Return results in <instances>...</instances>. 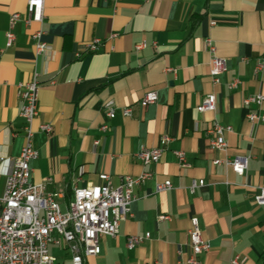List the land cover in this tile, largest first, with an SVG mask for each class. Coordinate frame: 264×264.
<instances>
[{
    "label": "crops",
    "instance_id": "obj_1",
    "mask_svg": "<svg viewBox=\"0 0 264 264\" xmlns=\"http://www.w3.org/2000/svg\"><path fill=\"white\" fill-rule=\"evenodd\" d=\"M25 10L26 0H0V156H17L24 144L17 83L37 74L32 181L49 177L47 190L58 191L76 177L78 185L98 184V175L106 173L115 186L123 175L152 174L134 186L131 213L118 234L101 236L100 253L85 264H188L192 217L208 243L200 264H231L235 255L243 264H259L264 204L254 196L264 187V122L246 115L264 110V103L250 107L242 101L264 94V0H44L42 23L29 26L22 19ZM14 12L21 18L7 47L5 32ZM39 26L49 46L41 53L30 36ZM206 37L226 59L218 83L210 77ZM95 38L100 39L96 51L75 57ZM141 42L145 46L136 49ZM235 78L239 82L231 89ZM150 90L157 100L142 106L140 99ZM210 92L215 109L198 112ZM108 101L111 117L105 114ZM124 107L131 108L130 115L122 114ZM215 122L231 127L223 151L209 143L207 131ZM41 123L50 124L52 132L39 130ZM102 124L108 129L101 130ZM163 134L171 140L160 160L142 165L134 154L141 146H158ZM174 150L185 152L188 166L179 164ZM237 155L248 157L243 175L212 164ZM9 168L7 159L0 162V195ZM199 179L204 184L190 193L192 180ZM165 180L171 188L156 192L155 185ZM146 233L133 249L126 247L128 236Z\"/></svg>",
    "mask_w": 264,
    "mask_h": 264
},
{
    "label": "built area",
    "instance_id": "obj_2",
    "mask_svg": "<svg viewBox=\"0 0 264 264\" xmlns=\"http://www.w3.org/2000/svg\"><path fill=\"white\" fill-rule=\"evenodd\" d=\"M119 1V0H113ZM21 14L14 12L9 18V28L5 32L6 46L9 47L15 40L13 27ZM44 18V0H26V10L23 16L24 23L29 26L32 23L41 24ZM215 24V21H211ZM44 31L39 26L31 33L37 53L46 52L48 44L42 40ZM100 39L95 38L83 45L75 52V57H81L85 53L98 49ZM204 43L211 53L210 77L213 83L220 81V76L226 70V59L215 53V46L210 37L204 38ZM145 46L144 42L135 45L136 49ZM262 64H258L260 69ZM238 79L229 82V88H235ZM18 96L20 98L19 114L23 119L24 144L17 156L4 158L0 156V162L8 160L10 168L5 174L3 192L0 195V264H55L56 257L51 253L49 246L56 245L67 251L69 264H85V259L96 256L101 251L100 238L103 235L115 236L119 232L121 221L130 215V205L135 199L133 188L151 177V172L146 171L137 176L123 175L117 185L112 184L111 176L106 173L98 175L101 183H87L78 185L80 177H76L71 183L66 182L58 191L47 190L51 178H43L39 182L31 180L32 167L30 162L38 157V151L34 147L33 139L35 129L34 119L38 114L39 82L37 74L28 80L17 83ZM157 100V92L150 90L145 92L140 99L142 106L154 103ZM245 106L260 107L264 103V94H253L243 99ZM216 107L215 94L210 92L203 96L197 106L198 112H211ZM125 116L130 115L131 108L124 107L121 110ZM106 116L114 114L111 101L106 103ZM247 118L251 122H264V110H250ZM38 129L48 134L52 132V126L41 123ZM108 129V125L102 124L101 130ZM231 130L229 125L215 122L207 131L211 135L212 148L223 151L227 148L224 133ZM171 140L167 134L159 138V145L155 147L141 146L134 154L142 165L158 162L165 150L166 144ZM98 140L95 141V144ZM179 164L188 166L186 154L183 150H174ZM212 164H225L232 167L238 175H243L248 164L247 156H233L215 158ZM204 184L203 179L192 180L189 192L193 193L197 186ZM171 188L170 180L155 185V191L161 192ZM257 204H264V187L254 196ZM189 240L191 254L186 259L188 264H200L198 256L208 249V243L202 238L201 229L197 217L191 218ZM149 233L144 236L130 235L127 238L126 247L133 249L140 244ZM231 264H243L235 255Z\"/></svg>",
    "mask_w": 264,
    "mask_h": 264
},
{
    "label": "rangeland",
    "instance_id": "obj_3",
    "mask_svg": "<svg viewBox=\"0 0 264 264\" xmlns=\"http://www.w3.org/2000/svg\"><path fill=\"white\" fill-rule=\"evenodd\" d=\"M49 249L51 253L57 258V262L55 264H68V259L62 249L61 251L59 247L53 244L49 246Z\"/></svg>",
    "mask_w": 264,
    "mask_h": 264
},
{
    "label": "trees",
    "instance_id": "obj_4",
    "mask_svg": "<svg viewBox=\"0 0 264 264\" xmlns=\"http://www.w3.org/2000/svg\"><path fill=\"white\" fill-rule=\"evenodd\" d=\"M259 264H264V252L260 256V262Z\"/></svg>",
    "mask_w": 264,
    "mask_h": 264
}]
</instances>
